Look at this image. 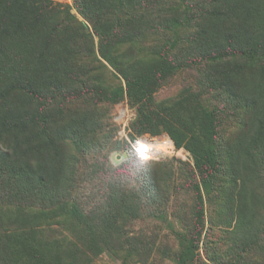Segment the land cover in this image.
<instances>
[{
    "label": "rangeland",
    "instance_id": "obj_1",
    "mask_svg": "<svg viewBox=\"0 0 264 264\" xmlns=\"http://www.w3.org/2000/svg\"><path fill=\"white\" fill-rule=\"evenodd\" d=\"M41 1L35 30L1 42L0 89L19 63L45 88L8 94L0 112L43 111L53 141L32 154L47 170L42 192L33 200L0 195V246L14 264H264V153L248 147L264 119V57L199 58L210 29H234V16L213 17L210 0H86L85 16L78 0ZM48 28L44 52L39 38ZM170 45L174 69L142 126L122 73L155 76ZM59 58L62 73L46 71ZM142 136L168 138L179 151L129 182L110 160ZM189 146L213 150L218 172L207 189Z\"/></svg>",
    "mask_w": 264,
    "mask_h": 264
},
{
    "label": "trees",
    "instance_id": "obj_2",
    "mask_svg": "<svg viewBox=\"0 0 264 264\" xmlns=\"http://www.w3.org/2000/svg\"><path fill=\"white\" fill-rule=\"evenodd\" d=\"M215 5L210 15L234 16V29L212 27L210 39L206 40L200 59L215 60L225 56H253L264 57V25L258 26L255 22L264 17V8L257 0H210ZM86 0H78L77 9L85 16ZM41 0H0V52L1 42L11 34L29 35L41 23ZM54 29L48 30L40 36L41 51H47L51 43ZM172 45L164 49L161 54L160 65L155 76L151 74H126L122 78L126 86V94L132 105L136 107L140 125L148 124L151 119L149 102L152 99L159 82L164 80L174 69L170 66L166 55L171 51ZM66 51L63 50L62 53ZM2 53V52H1ZM0 53V54H1ZM60 58L55 62L44 65L46 71L62 73L58 66ZM32 68L19 63L17 68L11 65L10 75L5 79L0 89V101L12 92H20L25 96H32L44 90V86L33 84ZM41 85L47 82L40 80ZM59 96H54L53 99ZM47 119L43 111L34 112L29 108L7 109L0 112V195L2 198H20L33 200L32 194L37 190L42 192V183L47 170L42 161L33 162L32 154H43L48 151L53 141L49 140L47 133ZM34 129L36 130L34 132ZM175 146L180 147L182 141L173 133L169 134ZM175 147V148H176ZM248 147L264 153V119L257 122L256 128L249 138ZM192 152L195 168L201 176L202 186L208 188L213 184L218 172L216 158L213 150L199 149L189 146ZM128 154V151L126 152ZM42 156V155H41ZM44 161V160H43ZM197 190V187H196ZM195 211L193 229L196 232L202 218V206L199 202ZM80 219V215L74 212ZM197 242V240L195 239ZM192 238L187 246H192ZM189 251V249H188ZM179 264H186L184 258L178 259ZM0 264H14L9 248L0 246Z\"/></svg>",
    "mask_w": 264,
    "mask_h": 264
},
{
    "label": "clouds",
    "instance_id": "obj_3",
    "mask_svg": "<svg viewBox=\"0 0 264 264\" xmlns=\"http://www.w3.org/2000/svg\"><path fill=\"white\" fill-rule=\"evenodd\" d=\"M160 143L159 139L155 144H150L142 138H137L131 144L128 154L114 153L110 163L121 176L133 182L140 170L162 155V150L158 147Z\"/></svg>",
    "mask_w": 264,
    "mask_h": 264
},
{
    "label": "built area",
    "instance_id": "obj_4",
    "mask_svg": "<svg viewBox=\"0 0 264 264\" xmlns=\"http://www.w3.org/2000/svg\"><path fill=\"white\" fill-rule=\"evenodd\" d=\"M138 138H142L145 141L149 142L150 144H155V142H156V141H152V140H150V139H148L147 137H144V136L138 137ZM136 139L137 138H135V139H133L131 141L130 146L133 143V141H135ZM160 141H161V143H160V145L158 147L162 150V155L163 154L175 155V153H177L179 151L178 149L175 148L173 142L170 139L164 138V139H161ZM169 141H170V143H169ZM129 149H130V147H129ZM128 153H129V150H128Z\"/></svg>",
    "mask_w": 264,
    "mask_h": 264
}]
</instances>
